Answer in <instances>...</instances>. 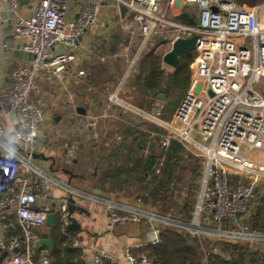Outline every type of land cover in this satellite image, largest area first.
<instances>
[{"label": "built area", "instance_id": "1", "mask_svg": "<svg viewBox=\"0 0 264 264\" xmlns=\"http://www.w3.org/2000/svg\"><path fill=\"white\" fill-rule=\"evenodd\" d=\"M104 1L87 0L85 9L73 17L69 0H0V14L12 15V36L27 58L11 73L10 83L0 85V109L6 108V116L16 122L11 139L0 122V250L6 253L0 264H52L50 250L45 246L37 250L36 244L51 214L56 216V227L68 231L69 205L77 199L102 204L112 223H144V242L138 247L159 244L165 227L178 229L198 245L204 240L264 244V234L248 225L260 201L256 193L264 189V4L114 0L118 9L126 8L124 19L141 40L125 79L137 70L148 42L162 37L167 53L177 39L197 37L190 84L171 121H163L160 110L134 111L164 129L165 145L174 140L201 161L189 222L160 216L141 201L120 203L76 191L34 163L45 118L42 105L34 101L40 77L51 83L64 81L69 67L82 57L77 45L97 21ZM24 2L34 3L30 14ZM184 14L194 24L178 21ZM120 88L108 99V109L127 105L118 98ZM81 125L80 131L91 129L93 121ZM65 151V162L73 164L79 142L67 145ZM55 187H62L67 195L54 199ZM71 246L81 249L82 243L72 240ZM204 254V264H209L208 253ZM124 258L128 264H156L148 253L131 248L124 251ZM114 261V255L99 249L86 264Z\"/></svg>", "mask_w": 264, "mask_h": 264}, {"label": "trees", "instance_id": "2", "mask_svg": "<svg viewBox=\"0 0 264 264\" xmlns=\"http://www.w3.org/2000/svg\"><path fill=\"white\" fill-rule=\"evenodd\" d=\"M233 1L249 7L264 4V0ZM178 21L186 24L195 22L186 14L179 17ZM121 40H118L119 43L112 47V55L117 53L119 45L127 44L126 38H121ZM150 45L164 46V44H160L159 38L147 43L137 62L135 74L129 77L130 83L127 81L124 83L119 97L129 105L146 113L160 110V118L163 121H171L179 106L180 97L168 98V94L170 90H175L179 94L187 91L191 77L190 65L193 62L194 54L190 53L180 57L178 67L173 69L172 73H166L163 64L164 54H159L156 47H149ZM105 65L96 62L90 68V73L86 78V88L95 86L101 78L103 79L106 74L104 73ZM98 67L104 69V72H96L93 69ZM120 74L117 73L116 77L108 75V80L115 82ZM127 83L129 88L126 87ZM118 85L116 86L118 87ZM163 87L167 94L165 101L161 102L159 96ZM114 109L116 118L110 124L114 129L105 133L104 141V137L98 139L93 132L84 133L78 139V156H80L78 163L81 161L82 152L87 155L86 161L93 162L101 151L103 154L98 156L96 168L99 169L100 165L105 164L106 171L95 182L94 187L101 189L102 192L104 190L115 192L134 186L148 192V198L145 197L146 195L139 196V200L142 202L150 200V203L158 204L161 200H166L167 196L161 192V188H170L169 185L173 181L175 171L186 160L185 153L187 151L174 140L165 145V131L160 126L126 111L122 107ZM103 142H107V145L100 147ZM188 155L192 160V155L189 153ZM190 172L195 176L197 174L195 169H191ZM200 176L201 169L197 176L198 179ZM106 186L108 187L106 188ZM167 188L163 190L168 192ZM184 207L187 208V205ZM187 214L188 218L184 220L185 222H189L191 219L190 212ZM248 225L252 231L264 232V198L256 206L255 214L248 221ZM49 230L54 239V248L50 251L52 264H84L81 250L71 246V241L74 240L71 231L62 233L58 227ZM204 251L208 253L209 264H264V250L252 249L250 245L241 243L212 244L205 240L202 245H198L183 233L174 231L170 227H165L162 230L159 244L147 245L137 250V252L148 253L156 260V264H204ZM104 264H109V262Z\"/></svg>", "mask_w": 264, "mask_h": 264}, {"label": "crops", "instance_id": "3", "mask_svg": "<svg viewBox=\"0 0 264 264\" xmlns=\"http://www.w3.org/2000/svg\"><path fill=\"white\" fill-rule=\"evenodd\" d=\"M24 4H27L25 12L30 14L34 3L24 2ZM69 5L70 15L75 17L85 9L87 0H69ZM8 14H0V85H8L11 73L23 66L27 60L26 56L19 50L18 44L12 36V24L10 25L8 22ZM125 16L126 12L122 13V7L118 9V5L114 0H105L97 21L89 28L87 34L77 45L76 51L82 55L81 59L69 67L64 81L51 83L44 76L40 77V92L34 96V101L44 108L45 118L40 127L39 143L37 144L33 161L53 177L64 184L70 185L76 191L94 194L98 197L108 198L120 203H132L123 197L118 198L117 196L119 195L115 192L105 194L101 189L94 186L88 192V190L78 186V183H76L78 180L85 181L87 179L84 175V179L82 175H78V158L80 156H77V159L71 165L65 162L66 146L78 144V141L61 145L59 141L56 142L55 137L51 138L53 136L50 137L48 135L45 127V124L50 122V112L54 108L59 107L68 95L70 97V92L76 93L78 90H81L82 93V90H86V78L90 73V68L96 62L104 63L108 67V64L118 57L117 55L120 50L128 49L130 41L135 36H138L136 32H133L134 28L131 29L133 25L129 20L124 19ZM121 38H126L128 40L127 44L119 45L117 53L112 55V47L119 43L118 40L122 41ZM138 49L136 50L138 51ZM93 69L96 72H104L105 69L104 73H108V69L106 68L102 69L98 67L97 69ZM79 71H84L85 75L79 76ZM79 82L82 85L76 86ZM123 84V82H120L118 88H121L119 90L122 89ZM81 93H79L80 96H82ZM92 105L93 107L102 106L103 102L94 99L91 101ZM1 121L6 128L7 138L11 139L16 128V122L13 117L6 116L4 108L0 109ZM94 170L96 171V168ZM52 195L54 199H59L66 196L67 192L62 187H55ZM73 203L78 210L74 211L72 217L77 221L80 228L75 232L71 231V236L73 235L74 240H79L82 243L80 250L84 264L91 260L94 252L99 249L107 250L114 255L115 261L109 264H128L124 258V251L131 248L137 252L138 249L142 248L138 246L144 242L146 227L144 223H120L117 226L116 223H112L108 218L105 207L102 204L84 199L73 200ZM79 209H82V212ZM43 230L44 233H49L51 239L54 241L49 228L45 226ZM251 248L264 250V244H257L251 246Z\"/></svg>", "mask_w": 264, "mask_h": 264}, {"label": "rangeland", "instance_id": "4", "mask_svg": "<svg viewBox=\"0 0 264 264\" xmlns=\"http://www.w3.org/2000/svg\"><path fill=\"white\" fill-rule=\"evenodd\" d=\"M124 39V38H122ZM140 37L135 36L133 40L130 41V47L128 49H121L118 53V57L116 59H113L109 64L108 67H105L108 69V73L105 74L103 79L101 78L100 81L93 87H88L86 90H78V92L73 93L70 92V97L67 96L66 99H64L59 105V107L54 108L50 112V122H47L45 124L46 131L48 132V135L51 138H56V142L59 141L61 145L65 143H72L74 141H78L79 138H81L84 133L93 132L95 137L98 139L105 140L106 132L113 130L114 128L110 126L113 119L116 118V112H114V108L116 107H122L126 111H130L131 113L140 116L139 114H136L135 107L128 106H114L111 109L107 108V102L108 99L114 95V92L117 90V84H120V82H124L125 75L127 70L129 69V66L131 65V61L133 57L135 56V52L137 51L138 47H140ZM149 47H156L153 45H150ZM167 47H156V51L159 54H165ZM137 66V64H136ZM166 69V73H172L173 69L164 65ZM191 71V67H190ZM117 73H121L118 75L115 82L112 80H108V75H114L116 77ZM135 74L132 73L129 77H132ZM192 74V72H191ZM190 74V76H191ZM129 77L125 79V82H129ZM191 80V77H190ZM131 81V80H130ZM124 82V83H125ZM128 83L126 87L128 86ZM190 84V82H189ZM82 85L81 82L77 83L76 86ZM124 85V84H123ZM129 88V86L127 87ZM74 91V90H73ZM78 93V94H77ZM81 93L82 96L79 95ZM183 92L181 94L177 93L175 90H170L168 94V98H173L176 96L180 97L179 105L183 99V96L185 95ZM166 90L164 93V99L166 98ZM119 96V94H118ZM72 97V98H71ZM121 101H123L120 97H118ZM101 101L103 102L102 106H91L92 100ZM165 101V100H164ZM163 101V102H164ZM125 102V101H123ZM78 108H83L86 112L84 116L79 115L77 113ZM44 109V108H43ZM114 109V110H113ZM142 117V116H140ZM145 119L144 117H142ZM87 119H92L93 126L91 129H87L82 127L80 131V127L82 126L81 123ZM82 123V124H83ZM85 131V132H84ZM105 135V136H104ZM102 145V146H101ZM100 145V147H104L107 145V142H103ZM103 151V150H102ZM242 151H245V147L242 149ZM103 154V152L100 151L97 155L100 157V155ZM185 161L181 164L179 169L175 171V175L173 178V181L169 185L170 188H167L168 192L163 190L164 188H161V192L165 193L167 196V199L164 201H160L158 204L156 203H150L151 201H145L143 202L144 205L148 207V210L156 212L158 215L170 218L172 220H179L184 221L187 219L188 214L187 212H190L192 214L194 209V195L196 196L197 190H198V174L201 169V161L200 159H197L196 156L192 155V160H190V157L188 155V152L185 153ZM97 156L96 159H94L93 162L86 161L87 155L86 153L82 152L81 161L78 165V175H84L87 179L85 181L78 180L76 183H78V186L91 191L90 189L93 188L95 182L99 180V178L103 175L105 168V164L100 165V168H96L97 160H99V157ZM96 168V171L94 170ZM195 169L196 176L192 175L190 170ZM83 176V179H84ZM108 186H106L107 188ZM105 194L109 193L107 191H103ZM111 192V191H110ZM119 196L118 198H125L128 199L130 202L134 203L139 200V196L146 195L145 197L148 198L149 194L144 189H139L136 187H128L126 189L115 191ZM167 193V194H166ZM263 200L264 198V189H258L255 199ZM142 202V201H141ZM260 202V201H259ZM187 205V208L184 207ZM256 208V206H255ZM185 222V221H184ZM188 222V221H187ZM186 222V223H187ZM171 228V227H170ZM174 231L179 232L178 229L172 228ZM181 233V232H180ZM259 233V232H258ZM264 234V232L260 233ZM190 239V238H189ZM193 242V241H192ZM248 245V244H246ZM6 257V253L0 250V262L1 260Z\"/></svg>", "mask_w": 264, "mask_h": 264}, {"label": "water", "instance_id": "5", "mask_svg": "<svg viewBox=\"0 0 264 264\" xmlns=\"http://www.w3.org/2000/svg\"><path fill=\"white\" fill-rule=\"evenodd\" d=\"M126 12V8L122 7V13ZM8 22L11 25L12 24V15L9 13L8 14ZM81 41V38H79V42ZM159 42L161 45L165 44V40L161 37L159 39ZM196 42H197V37H192L190 39H177L173 46L172 49L165 53L163 56V64L172 68V69H176L179 65V60L180 57L188 55L190 53H192L195 50L196 47ZM165 88L163 87L161 89V93L159 96V100L161 102H163L164 99V93H165ZM257 91H260V89L258 87H256ZM4 110L7 112L6 108H4ZM77 113L79 115L84 116L86 114L85 110L83 108H78ZM75 210H78V208H76V206L73 204L69 205V213L70 215H72L74 213ZM82 212V209H79ZM71 224L69 225L68 229L69 231H76L77 229L80 228L79 224L77 223V221L71 217L70 218ZM117 226L120 225V223H116ZM46 226L51 229L56 227V216L55 214H51L49 215V217L47 218L46 221ZM42 246L47 247L50 251L53 250L54 248V241L51 239V236L49 233H44L42 235V239L39 243L36 244V249L39 250ZM16 253L18 252V250L15 251Z\"/></svg>", "mask_w": 264, "mask_h": 264}]
</instances>
